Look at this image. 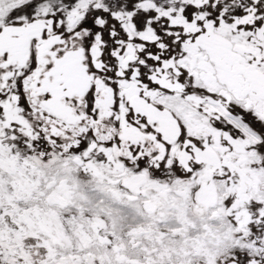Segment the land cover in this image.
I'll return each mask as SVG.
<instances>
[{"label": "snow or ice", "instance_id": "1", "mask_svg": "<svg viewBox=\"0 0 264 264\" xmlns=\"http://www.w3.org/2000/svg\"><path fill=\"white\" fill-rule=\"evenodd\" d=\"M0 264H264V0H0Z\"/></svg>", "mask_w": 264, "mask_h": 264}]
</instances>
